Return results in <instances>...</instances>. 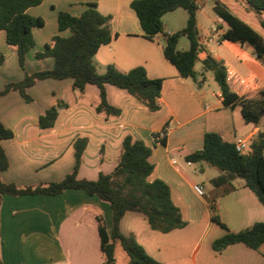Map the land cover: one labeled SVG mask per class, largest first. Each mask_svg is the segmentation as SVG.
<instances>
[{"label": "crops", "instance_id": "0c3cea01", "mask_svg": "<svg viewBox=\"0 0 264 264\" xmlns=\"http://www.w3.org/2000/svg\"><path fill=\"white\" fill-rule=\"evenodd\" d=\"M133 1L43 0L29 8L27 12L42 18L45 24L33 29L35 47L27 54L25 68L20 65L16 50L7 44L6 32L0 30V56L4 58L0 65V91L6 84L23 80L26 73L52 69L55 64L52 57L38 59L36 54L43 52L55 35L70 36L69 30H59L58 13L80 16L89 4L111 16L113 39L102 45L94 58L98 72L105 73L109 65L123 73L144 67L149 78L163 80L158 99L160 109L154 113L125 90L108 85V102L121 110L118 117L109 119L95 111L101 101L99 90L88 85L80 92L74 89L72 79L38 82L27 90L32 98L29 102L14 90L0 96V122L14 134L1 142L9 159V167L1 178L20 188L60 182L73 170L75 141L87 138L78 178L96 180L100 173L114 170L123 139L131 135L152 149L150 160L154 171L149 180L159 179L169 185L172 199L187 225L161 233L150 229L143 214L127 212L121 221L123 234H133L147 253L162 264H264V244L258 250L243 243L220 252L213 249V242L228 231L239 232L264 222V206L255 193L239 178L231 182L235 188L226 191L230 183H214L222 177L218 169L214 174L208 168L210 165L186 160L203 148L207 132L219 133L225 141L235 143L237 139L250 140L260 129L264 130V121L259 125L245 121L240 105L224 106L213 72L204 71L202 66L209 56L222 61L227 68L229 87L239 97H252L264 89V63L250 46L221 39L229 25L214 11V6L219 1L232 13L240 11L242 17L234 14L263 38L264 12L249 11L246 0H241L243 5L239 0H213L200 7L197 19L202 48L195 77L185 79L163 54L164 34L184 27L172 26L164 15V33L147 38L131 7ZM209 6L212 15L207 10ZM215 26L217 32L213 33ZM212 36L214 41H210ZM58 100L67 107L59 109L52 128L42 129L39 118L56 106ZM163 129H166L164 143L155 142L154 136ZM196 185L204 189V196L195 192ZM99 215L103 216L110 235V205L83 190L69 189L55 196L4 194L0 203V262L103 264ZM214 215L224 227L213 220ZM117 264H129L128 257L117 259Z\"/></svg>", "mask_w": 264, "mask_h": 264}, {"label": "trees", "instance_id": "16d2710c", "mask_svg": "<svg viewBox=\"0 0 264 264\" xmlns=\"http://www.w3.org/2000/svg\"><path fill=\"white\" fill-rule=\"evenodd\" d=\"M197 1L134 0L131 3L145 36L149 39L164 33V15L177 9L187 12L186 26L177 32L164 34L166 43L163 48L165 58L185 79L195 77V65L202 48L198 39ZM42 2L43 0H0V30L6 32L7 44L16 50L23 68L27 54L35 47L33 29L45 24L42 18L31 16L27 10ZM246 2L249 11L264 12V0H246ZM214 11L229 25L221 39L250 46L257 58L264 63V38L221 2L216 1ZM110 23L111 16L100 13L94 4H89V8L80 16L60 11L59 30H69L70 36L55 35L45 50L36 54L38 59L52 57L55 61L54 67L31 74L26 73L23 80L6 84L0 91V96L14 90L20 92L29 102L32 98L27 90L38 82L45 79H72L74 89L80 92H84L88 85H93L99 90L101 101L95 106V111L107 119L121 114V110L112 106L107 100L108 85L125 90L145 105L150 112H157L160 109L158 99L162 93V79L149 78L144 67H136L123 73L115 66L109 65L105 73L98 72L94 58L99 48L109 44L113 39ZM261 25L264 28L263 20ZM183 36L190 42L188 50L178 49L179 40ZM3 61V56H0V65ZM202 66L204 71L213 72L224 106L234 108L240 105L247 123L259 125L264 121V89L259 90L252 97H239L229 87L227 68L222 61L209 56L202 61ZM65 107L67 104L58 100L56 106L48 109L39 118V126L42 129L52 128L58 118L59 109ZM13 136V132L0 122V203L4 194L55 196L69 189L83 190L88 195L107 202L112 209L110 235L107 233L103 216H98L103 264H117V246L126 253L129 264H162L147 253L133 234L125 235L121 231V221L127 212L143 214L150 229L161 233L182 229L187 225L179 207L172 199L169 185L159 179L149 180L154 171V165L150 160L152 149L144 141L135 139L131 135L125 136L121 155L114 170L108 174L100 173L96 180H88L78 178L88 139L78 138L74 143L73 170L62 181L20 188L4 182L1 178V173L9 167V159L1 142ZM186 160L190 163H206L218 169L222 177L214 183L216 185L230 183L231 186L226 191L235 188L231 183L233 180L241 179L243 185L253 191L264 206V130L260 129L248 140L245 153H239L234 143L225 141L219 133L207 132L204 136L203 148L188 155ZM213 220L224 227L217 215L213 216ZM238 243L258 250L264 244V222L255 223L239 232L228 231L213 242V249L220 252Z\"/></svg>", "mask_w": 264, "mask_h": 264}, {"label": "rangeland", "instance_id": "374dc122", "mask_svg": "<svg viewBox=\"0 0 264 264\" xmlns=\"http://www.w3.org/2000/svg\"><path fill=\"white\" fill-rule=\"evenodd\" d=\"M240 5H243V2L241 0H239ZM207 10H210V14H214V12L212 11V9L210 8V6L207 8ZM235 14H238L241 16V12H233ZM181 14V15H179ZM188 17L186 11H184L183 9H180L178 11V13H167L166 14V19L172 24V26L174 27H185L186 23H185V18ZM178 48L181 49H188L189 48V40L187 37H181L179 40V45ZM210 168V170H212L211 172H213L214 174L218 172L217 169L213 168V167H208ZM240 180V179H239ZM238 180V181H239ZM116 257L118 260L120 259H127V255L126 253L122 250V248L120 246H117L116 249Z\"/></svg>", "mask_w": 264, "mask_h": 264}, {"label": "built area", "instance_id": "2783aa9c", "mask_svg": "<svg viewBox=\"0 0 264 264\" xmlns=\"http://www.w3.org/2000/svg\"><path fill=\"white\" fill-rule=\"evenodd\" d=\"M213 0H198L197 1V6L198 8L204 6L207 3L212 2ZM212 32L216 33L217 32V27H213L212 28ZM214 37L212 36L210 38V41H214ZM218 41V40H217ZM228 76V75H227ZM240 82H242V80H240ZM165 133H166V129L161 130L160 132H158L155 136H154V141L155 142H162L163 139L165 138ZM236 150L239 153H245L247 151V147H248V140L246 139H237L234 143ZM194 190L195 192L199 195V196H204L205 192L204 189L201 186H194Z\"/></svg>", "mask_w": 264, "mask_h": 264}]
</instances>
